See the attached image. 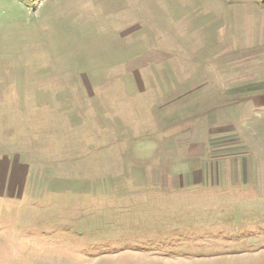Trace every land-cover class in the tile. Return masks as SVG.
Wrapping results in <instances>:
<instances>
[{"label":"rangeland","instance_id":"1","mask_svg":"<svg viewBox=\"0 0 264 264\" xmlns=\"http://www.w3.org/2000/svg\"><path fill=\"white\" fill-rule=\"evenodd\" d=\"M246 86L264 0H0V264H264Z\"/></svg>","mask_w":264,"mask_h":264},{"label":"crops","instance_id":"2","mask_svg":"<svg viewBox=\"0 0 264 264\" xmlns=\"http://www.w3.org/2000/svg\"><path fill=\"white\" fill-rule=\"evenodd\" d=\"M251 90H253L252 87L246 86L241 89L232 88L229 91V98L226 99L225 104L223 106L224 107L223 109H226V111L229 112L228 113L229 125L231 124L234 126L240 125V127L244 125L243 129L246 130L247 125H250L254 121L264 119V100L260 98L259 101L257 96H253ZM242 91H244V93H242L244 94V100L241 102L237 100L238 96H236V94ZM237 102H239V105L237 104ZM219 104L222 105L221 102ZM220 105L217 106H219L220 108ZM223 114L224 113H217L216 115L218 116V118H220L221 116L225 117V115ZM243 116L244 117L246 116L247 118H244ZM238 131L240 132V130Z\"/></svg>","mask_w":264,"mask_h":264}]
</instances>
